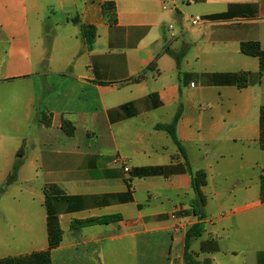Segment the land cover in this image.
<instances>
[{"label":"crops","instance_id":"crops-1","mask_svg":"<svg viewBox=\"0 0 264 264\" xmlns=\"http://www.w3.org/2000/svg\"><path fill=\"white\" fill-rule=\"evenodd\" d=\"M245 42L264 50V0H0V115L21 110L0 148L7 179L21 161L5 188L41 178L42 193L36 220L0 221V260L49 251L48 191L63 230L53 264H186L199 223L197 264H264V73ZM168 50L186 51L180 68ZM180 108L186 157L157 129ZM189 166L206 174L204 218L175 215L195 198Z\"/></svg>","mask_w":264,"mask_h":264},{"label":"trees","instance_id":"trees-1","mask_svg":"<svg viewBox=\"0 0 264 264\" xmlns=\"http://www.w3.org/2000/svg\"><path fill=\"white\" fill-rule=\"evenodd\" d=\"M108 7L105 6V12H107ZM111 22L114 24L116 22L115 14L111 17ZM81 29L83 35L86 37L89 45H92L96 40V29L92 26H84L81 25ZM241 51L243 54L248 56H254L259 58L260 61V69L261 74L264 73V50L261 49L260 44L257 42H245L241 45ZM168 52H170L168 50ZM177 61V67L180 68L181 62L186 55V51H181L179 53H175L173 51L170 52ZM239 87L244 88L248 84V74L243 73L238 75ZM182 115V108L179 109L177 114L175 115L173 121L168 125H158L157 129H163L168 132L171 136L175 144L180 149L181 153L186 157L185 149L182 146L181 142L177 138V124ZM65 130L67 134H71L72 132L68 129L67 123H65ZM260 146L264 149V107L261 109V136H260ZM18 157H23V152L20 150L18 152ZM21 165V161H17L13 167L12 173L9 175L6 186L12 184L16 178L19 167ZM189 173L192 177V188L195 194L194 200L191 202V210L190 211H178L175 213L176 216H187V215H195L200 218H204L205 215L202 212V207L205 204V196L203 193V187L206 185V174L203 171L193 172L189 166ZM261 200L264 202V175L261 176ZM4 190V188H0V194ZM47 192V210H48V233H49V251L35 253L23 257L16 258H7L4 260H0V264H53L51 257V250L60 246L63 239V230L61 228V224L57 214L53 211L50 205L51 199L53 197ZM119 216H104L97 219L87 220L82 222V225H95V224H108L114 221H117ZM203 227L201 224H196L192 226L185 237V245H184V260L186 264H197L191 254V242L193 239L198 238L202 235Z\"/></svg>","mask_w":264,"mask_h":264},{"label":"rangeland","instance_id":"rangeland-1","mask_svg":"<svg viewBox=\"0 0 264 264\" xmlns=\"http://www.w3.org/2000/svg\"><path fill=\"white\" fill-rule=\"evenodd\" d=\"M19 106L20 105L16 106V104H14L13 108H15V113H17V115H13V111L7 113L6 107L3 105V114L0 115V148L5 149L9 147L10 138L17 136V131H15V129L11 133V126L7 121H11L9 120L10 116L19 120L18 117H21ZM7 160L8 158L0 153V187L4 188L0 194V221L4 224L6 222L2 220H19L25 217L36 220L39 214L36 215L35 212L38 209H41L38 197V195L42 194L39 190L41 178H34L33 182L28 185L23 184L22 181H20L19 185L10 188L8 187L9 189H6L8 172ZM63 226L65 229V240H68L69 228L65 220L63 221ZM176 248L182 250V246H177ZM64 255L68 256L69 250L64 252ZM143 264L146 263L143 261Z\"/></svg>","mask_w":264,"mask_h":264},{"label":"built area","instance_id":"built-area-1","mask_svg":"<svg viewBox=\"0 0 264 264\" xmlns=\"http://www.w3.org/2000/svg\"><path fill=\"white\" fill-rule=\"evenodd\" d=\"M207 20H205L204 18L200 17V16H195V17H191V23L193 26H200L204 23H206ZM117 162L118 163H123L124 166V170L125 172H129L130 169L129 167L127 166V164H125V162L121 161L120 159H117Z\"/></svg>","mask_w":264,"mask_h":264}]
</instances>
